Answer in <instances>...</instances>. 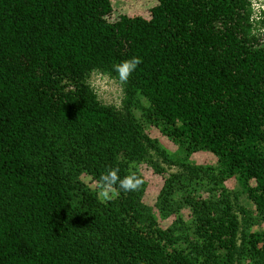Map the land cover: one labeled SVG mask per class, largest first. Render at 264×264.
<instances>
[{"label": "trees", "instance_id": "1", "mask_svg": "<svg viewBox=\"0 0 264 264\" xmlns=\"http://www.w3.org/2000/svg\"><path fill=\"white\" fill-rule=\"evenodd\" d=\"M157 1L150 20L111 21L112 0H0V264H264V232L239 218L245 199L264 221V15L255 0ZM94 73L121 83L122 108ZM141 97L181 151L217 157L182 163L160 194L164 215L190 207L192 240L144 206L137 166L174 162L136 116ZM109 170L139 186L102 199L82 176L100 186Z\"/></svg>", "mask_w": 264, "mask_h": 264}, {"label": "rangeland", "instance_id": "2", "mask_svg": "<svg viewBox=\"0 0 264 264\" xmlns=\"http://www.w3.org/2000/svg\"><path fill=\"white\" fill-rule=\"evenodd\" d=\"M112 4L114 12L110 19L111 21L119 20L121 16H128L131 18L142 17L150 20L153 17L152 10L157 6L158 1L112 0ZM253 6L256 18L264 15V0H255ZM97 75L110 81V85L106 89L96 91L99 99L105 104L122 108L124 92L121 83L118 80L101 73L92 74L90 79L95 78ZM150 109L151 105L149 101L141 97L137 103L135 114L139 119L146 123L145 125L150 136L159 142L161 147L165 149L170 158H172L174 164L169 165V163L165 162L163 159L155 156L153 158L155 164L160 165L164 171L163 174H158L154 167L149 163H142L137 166L147 185L145 195L143 197V203L144 206H146L148 210L154 214L157 221L163 228L174 229L175 232L180 234L182 241H189L196 236L194 235L193 230L190 231L188 229L193 217V213L190 207L185 204L184 200L182 198L178 199L177 203L174 205V212L171 215H164L159 211L158 203L160 194L165 184V178L171 174L180 172L182 170V163L187 162V160L198 166L215 167L217 164V157L209 151L195 152L191 153L190 155L181 151L179 147L170 139H168L158 127L149 123ZM82 180L90 188L97 190L102 199H107L104 196L101 187L96 182H94L89 175L83 174ZM224 184L226 188L232 191L238 189V185L233 179L225 180ZM113 195V190L108 189V197H112ZM242 203L244 212L240 211L239 213L241 223L253 232H264V221L257 213L255 207L245 199H243Z\"/></svg>", "mask_w": 264, "mask_h": 264}, {"label": "clouds", "instance_id": "3", "mask_svg": "<svg viewBox=\"0 0 264 264\" xmlns=\"http://www.w3.org/2000/svg\"><path fill=\"white\" fill-rule=\"evenodd\" d=\"M140 63L141 60L139 57H132L130 59L122 60L119 64H117L115 66V70L118 74L119 81L121 83H126L130 75L136 70ZM88 84L89 87L93 88V90L99 91L106 89L110 85V81L97 75L95 78L90 79ZM116 183H118L119 187L124 191H132L139 186L140 180L135 174H130L120 178L118 170H109L107 174H103L100 177V187L106 198H110L108 197V189Z\"/></svg>", "mask_w": 264, "mask_h": 264}]
</instances>
